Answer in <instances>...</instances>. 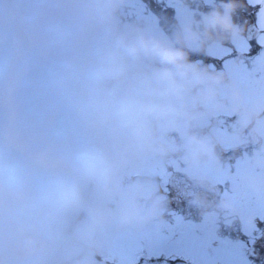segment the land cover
Returning a JSON list of instances; mask_svg holds the SVG:
<instances>
[{"label":"flooded vegetation","instance_id":"1","mask_svg":"<svg viewBox=\"0 0 264 264\" xmlns=\"http://www.w3.org/2000/svg\"><path fill=\"white\" fill-rule=\"evenodd\" d=\"M41 16L38 10L37 17ZM0 29L7 32L0 38V264H9L13 254L9 240L22 239L23 249L31 248L28 239L35 235L22 236L10 227L37 223L41 205L50 194V181L55 177L71 179L78 171L90 176L98 165L100 172L103 162L88 166L80 156L87 152L102 159L109 141L114 143L111 166L116 172H120V158L128 168L121 169L124 173L135 171L145 160H163L167 171L169 161H178L179 195L188 200L184 206L189 207L180 220L193 227L189 240L210 242V246H202L211 257H229L221 264H264L258 253L259 243L264 241V143L258 137L263 135L264 112L256 107L262 99L250 98V94L256 96L264 90L241 86L232 92L236 97L225 107L213 108L208 128L203 134L196 131L204 138L197 140L191 155L148 154L143 160L145 155L137 154L130 140L124 145L118 142L121 133L130 130L128 123L120 128L114 127L113 120L107 125L94 121L101 110V95L92 90L95 85L91 82L99 80L94 78L99 69L93 65L102 59L93 49L101 42L89 44L87 35L76 27L72 31L67 26H14L0 20ZM43 119L49 123L39 125L36 140L46 144L53 138L52 149L56 151L58 133L57 156L49 165L24 167L32 180V184L25 183L13 169L12 152L27 143L30 124ZM238 119L245 128L242 135L229 131ZM142 146L150 150L149 144L143 142ZM179 228V235L185 232ZM52 239L51 235L42 236V241ZM36 249V245L30 249L32 256L37 255Z\"/></svg>","mask_w":264,"mask_h":264},{"label":"rangeland","instance_id":"2","mask_svg":"<svg viewBox=\"0 0 264 264\" xmlns=\"http://www.w3.org/2000/svg\"><path fill=\"white\" fill-rule=\"evenodd\" d=\"M253 2H256V3L258 2V4H260L258 11L255 12L256 13L255 16H257V27H258V33H259V36L258 38H256L257 39L256 41L260 44V46H263L262 47L263 50L260 51L261 53L258 57L259 59H261L260 60L261 67H264V0H253ZM30 3L35 4L34 0H30V2L27 4H30ZM181 3H182L181 0H169L165 4H170L178 8L180 7L178 10L182 11L186 8L181 7ZM10 4H13V2H9L6 0H0V13L2 12L3 9H5L6 7H9ZM23 4L26 5L24 2ZM101 4L106 9H109L111 5L115 6L114 4H122L123 6L127 7V13L132 14L131 16L132 18L134 17L137 19L140 18L139 20H141V18L146 19V16L142 13L144 11V8L138 3L137 0H44V1H41V3H39L38 6L42 9V13L46 14V17L36 18L34 14L29 17V21H31L35 25L36 24L49 25V21L52 19V16H54L58 19V21L56 20L57 22L55 23V25L63 27L66 25V22L68 21L67 20L68 16H70L69 22H68L69 25L76 24V25H81V26L83 25V27L84 26L88 27L89 26L87 24L88 20L97 21L94 23V25H97L99 21H103V23H105L104 19L108 17V18H112V22L110 23H113L114 20L115 22L113 25L111 24L112 25L111 30L106 28L104 30H107V31H105L104 33H102L103 35H101V38L102 39L104 38L102 40L103 47L104 46L107 47V44H108L107 42H109V46L111 45L116 48H119L117 42L120 39H129V40L134 39V37L133 38L130 37V35L128 34L129 32L127 31V29L131 27V25L124 23L121 20V18L118 17L119 14L125 13L124 9H122V7L121 9H118V7L115 6L116 7L115 11L114 12L110 11L111 13H108L107 11L104 12V9H103L104 13L100 14V16L98 17L96 16L97 13H95L94 10L97 11L99 7H101ZM5 12L14 13V10L11 8H8L3 11V14ZM185 13L190 16L185 15ZM178 16L180 18V21L185 25L184 26L185 30H182L183 28L181 29L182 39H186L184 43H180L179 41L180 37L178 36L177 30H174L173 33H170L172 38L168 39L166 38L163 32L160 33L159 29L155 28L156 26L152 23V21L151 22L148 21L149 25L146 26L144 31H139L141 33V36L143 34V37L149 40L150 38L154 40L153 39L154 35L155 37H157L159 33L162 34L163 37L160 38V41H162L163 45L166 46L167 48H171V49H174V50H177L183 53L185 57V60H184L185 68L189 70L190 72L194 71V72L200 73L201 76L203 77V79L200 82H196L190 77L185 79L177 74L178 70L176 68L170 65H166V67L164 68L165 69L164 71L166 70L171 71L174 74L176 84L179 86V89H180L178 92H173V91L167 90L166 86L163 85V91L161 92V95L163 97L162 101L157 104L152 103V107L158 106L165 113V114L157 113L158 117H163L166 120L172 117V113L176 112V115L179 116L180 113L189 110V108L191 109L195 108L196 106L195 97L197 95L196 90L198 89L199 90L203 89L205 93L204 98H202V103H203V106L207 108V105L209 102L205 103V101H209L212 93L216 91L217 89H219L220 85H223L225 83L224 82L225 71L223 69L225 68V66H226L225 69H227L229 73H232L231 75H236L240 73L239 70L225 63L227 59H225L224 61L223 60L221 61L222 63L220 64L219 72L217 70L216 72H214V69H216V66H214L215 65L214 63H208L206 59L203 57L202 58L200 57L198 59V53L195 54V53H192L193 50H188V49L194 48V46L196 47L197 42L195 41L197 40V38H199L198 34H200L199 33L200 31L197 28L193 29L192 31L189 29L191 23L194 22V20L192 19L193 16H192L191 11L184 12L183 14H178ZM186 16L189 18L187 19ZM226 16L229 17L228 14H226ZM9 17H12V14L6 13L5 15L1 16L0 20L2 21L8 20L10 21L11 25H17L15 21L11 22V19ZM14 20H17L16 16ZM172 23L173 22L169 16L167 22L163 23V26H169V25L171 26ZM187 23H190V25L188 24L187 26ZM121 26H123V29H124L123 31L125 32H120L119 30H117V28H120ZM193 32L197 33V36H195L196 34L194 35ZM232 42L234 45L239 46V48L240 47L242 48V46H246V43L240 41L239 39L233 38ZM200 46H203V45H200ZM204 49L205 51H208V53H211L212 55H215V51L218 52L219 55L225 54L223 51H221L224 49V47L223 46L221 47L219 43H211L209 47L204 48ZM194 54L197 55V58ZM136 59L137 60H134V59L129 60L130 61L129 62L126 57L125 58L120 57V56L116 57L115 60L111 61L110 64H108V66L106 67L105 73H106V77L112 79L116 77L119 70L120 71L128 70L133 73L135 72L136 75L131 80L132 83H131L129 92L133 96H135V100L133 103L137 109L135 121L143 125L144 123L147 122V119H146L145 114H143L145 110L143 109V104L141 100L142 99L141 91L143 90V87L145 84L144 82H146V78L148 77L147 73H144V71L149 70L150 62L145 61V60L141 61L138 58ZM151 59L158 60L154 57H151ZM123 60H126L127 63L123 62ZM258 73L260 74L261 72H258ZM244 74L248 75L250 73L245 71ZM119 91H120L119 85L116 84L115 82L113 83L112 88L106 89L104 91V98L106 101L105 102L106 106L103 109L101 108V111L95 116V119H94L95 122H107L111 118V116L113 117L112 114L114 113V109L117 110L116 108L119 105H116V108L114 107L111 108V104L114 98L116 97V95L119 93ZM126 104L127 103H124L123 105H121L120 112H124V108H125L124 106H126ZM118 123H121V122H115L114 127H119ZM167 127L172 128V130L174 131V133L171 134V136H169V138L171 139H175L176 133H178L179 136L181 135V133L182 134L184 133V128H185L184 124L177 123L175 120L167 121L166 125L158 124V129L161 130L163 134L164 132L167 131ZM140 131L141 133L138 134L137 138L135 135L133 136L132 134L122 132L120 138L118 139V142L120 145L122 144L124 145L125 140L127 141L130 140V142L133 143V145H135L137 154H141V156L145 155L143 157V160H144L145 157H148V154H152L154 156L156 153H150L144 150V147L142 146V144L145 140L148 139V137L145 132L146 130H144L143 132V129H140ZM157 137L164 138L162 135L157 136ZM145 143H153V141L148 140V142H145ZM166 146H168L167 149L170 151V153H171V150L174 151L175 148H177L176 145H172V143ZM163 153H166V152H163ZM153 161L152 163L147 162L145 163V165L146 166L149 165L151 167L153 166L155 170L154 175L158 174L162 177V172L168 175L170 168L172 167L171 168L172 171L170 172V174L168 176L166 175L165 176L166 178L164 177L166 180V183H168L169 181V184L172 187H174L173 181H175L176 183L181 182V177L178 174V166H179L177 164L178 161L172 160L170 163H168L169 165L168 171L166 169L165 162L162 163V161L159 160L158 162L153 163ZM141 163L142 162L138 163V165L140 164V167L142 168ZM120 178L118 180H115L114 183H116V181H120V183L122 184V181ZM97 182H98V179L96 178L90 180V185L94 186L93 189L91 190L90 198H89L90 199L89 209H91V212L89 215H86V220H79L78 215L82 209L81 202L85 195V194L84 195L82 194L83 190L81 188H82L83 183H84V188H85L86 185L88 184V181L85 178H82L80 179L78 184L77 182L75 184L74 181L64 183V179L62 178H55L53 180L52 184L54 183L55 186L58 187L59 190L58 192L52 194L49 200H46L48 201L46 204L44 203V205L41 206L38 216L44 219L45 221H50L51 219H55V223L48 226L49 229L48 231H46L45 234L51 235L53 239L57 240V242H55V246L53 242L52 243L50 242L42 243L40 250L44 251L45 252L44 254H46L47 256L49 255L50 257H51L50 253H52L53 250L58 251V248L56 246L59 245V240L65 239L66 236H68L67 234L61 233V230L62 229L68 230L67 229L68 223L70 224V222L72 221L75 237L83 238L86 234L88 235L95 234V236L97 235V237H99L102 234L104 235V237H100V238H103L101 247L103 248H105V246L107 247L106 252L108 254H106L105 258L109 260H112L111 257L115 255L117 258L120 259L121 264H134L136 263L138 259V255L140 256L142 254V251H146L147 254L149 252H153L155 256H158V253L156 251L157 248L158 247L160 248V244L164 246L165 243H167V241L170 240L171 235L173 234L171 229L173 228L174 224L179 223L181 221L180 214L182 212L179 213L178 209L176 208H171V210L168 211L167 217H168L169 226L168 224H166V226L168 228L167 233L169 234V236H167L165 233L166 232L165 226L163 225L164 221L160 222L159 215L161 213L159 209H161V205H158L156 209L152 208V210L149 211V217L151 219L145 222L144 225L142 224L140 225V222L142 220L141 218L143 217H139V213H138V211H142V209L137 207L138 206L137 203H134L138 201L137 196L135 194L129 193L126 188L120 187V190L117 191V193L120 192V195H124L122 197V202L120 206L121 211H122V214L120 213L122 215L120 218L122 219L120 220V218L114 216L118 214L117 206L115 205L114 209H112V201L116 199V195L112 194V191L110 189H112V186L114 183L106 187L105 185L97 184ZM128 188L133 191H139V188L145 189V185H141L138 183V184H133L132 186H129ZM152 190L154 191L155 188L152 187ZM190 195L192 196V194ZM185 198L188 199L186 195H185ZM154 201H161V198H156ZM131 208L134 209V212ZM150 212L152 214H150ZM126 218H127V222H126ZM114 222L115 224H117L115 227H113ZM98 223H101L103 227L101 228L99 224L100 230L99 228L96 227V224ZM37 228H38L37 225H29L27 223H20V225L16 227V230H17L16 234H22L23 236H25V234L27 235L31 230L37 229ZM86 243L90 244V241L87 240ZM201 244L207 245V242L202 241ZM113 246L117 247L118 249L116 253H114ZM76 251L77 250L73 248L70 244L69 246L63 247L62 251H60V254H58L56 258L57 262L65 258L66 256H68L70 252H72L73 254ZM188 251H191V250L187 249L186 253ZM246 253H248L247 249L245 250V254ZM224 254L229 256L230 252H225ZM39 255H41V253ZM203 257H205L206 259L204 260V262L208 264H214L213 262H216L219 259L221 261H225V259L229 258V257L216 258V256L207 257V255L202 256V258ZM193 258L195 262H199V259L196 257L195 253L193 254ZM23 261L27 264L28 263L32 264L33 258L27 256L26 254L24 256ZM233 263L239 264L238 261H233ZM88 264H92L91 259L88 261Z\"/></svg>","mask_w":264,"mask_h":264},{"label":"clouds","instance_id":"3","mask_svg":"<svg viewBox=\"0 0 264 264\" xmlns=\"http://www.w3.org/2000/svg\"><path fill=\"white\" fill-rule=\"evenodd\" d=\"M226 8H231V5H226ZM205 23L208 29L212 31H222L227 32L231 30V23L228 16L221 14L220 12L209 13L205 17ZM118 47L121 48L127 55L138 57H154L158 59L162 64L170 65L178 70V75L182 78H191L196 82H200L203 77L200 73L190 72L185 68L184 64V54L167 48L156 40H149L143 36H137L134 39H120L118 42ZM158 80L161 84L165 85L167 90L178 92L179 86L176 84L175 76L171 71H163L159 73ZM150 111L157 112L159 114H165L163 110L159 108L151 109ZM82 163L88 166L96 165L102 163V159L92 153H82L80 156ZM127 222V218H126Z\"/></svg>","mask_w":264,"mask_h":264},{"label":"trees","instance_id":"4","mask_svg":"<svg viewBox=\"0 0 264 264\" xmlns=\"http://www.w3.org/2000/svg\"><path fill=\"white\" fill-rule=\"evenodd\" d=\"M143 4L145 5V7L147 8V10H151L155 12V16L157 15L158 18L160 20H162V18L164 17V10H168L166 6H162L159 3V0H142ZM205 0H200V4H199V8H203L205 7L204 5L206 3H204ZM223 4L225 5H231L232 7L230 9H233L235 11H237V14H232L231 17L235 20V21H239V22H243L245 23V19L246 21L250 20V15H247V11H250L252 9V4L250 2V0H225L222 1ZM186 3L189 4L192 9H198L196 7V5H198V1L197 0H186ZM204 3V4H203ZM221 10V9H218ZM106 25H110L112 23H107L105 22Z\"/></svg>","mask_w":264,"mask_h":264},{"label":"water","instance_id":"5","mask_svg":"<svg viewBox=\"0 0 264 264\" xmlns=\"http://www.w3.org/2000/svg\"><path fill=\"white\" fill-rule=\"evenodd\" d=\"M150 88L148 89V94L154 96L155 92L159 87L158 73L156 72L151 80Z\"/></svg>","mask_w":264,"mask_h":264}]
</instances>
